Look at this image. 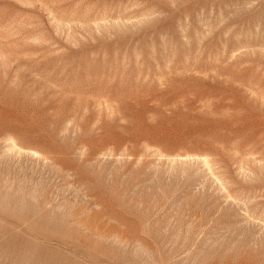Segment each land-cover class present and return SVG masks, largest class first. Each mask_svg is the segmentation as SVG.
<instances>
[{
  "label": "rangeland",
  "instance_id": "obj_1",
  "mask_svg": "<svg viewBox=\"0 0 264 264\" xmlns=\"http://www.w3.org/2000/svg\"><path fill=\"white\" fill-rule=\"evenodd\" d=\"M0 264H264V0H0Z\"/></svg>",
  "mask_w": 264,
  "mask_h": 264
}]
</instances>
